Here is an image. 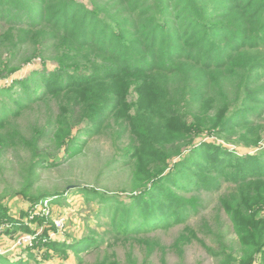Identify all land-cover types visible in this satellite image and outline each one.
<instances>
[{
  "label": "trees",
  "instance_id": "1",
  "mask_svg": "<svg viewBox=\"0 0 264 264\" xmlns=\"http://www.w3.org/2000/svg\"><path fill=\"white\" fill-rule=\"evenodd\" d=\"M206 1L0 0V81L37 59L43 68L0 88V159L7 149L30 155L27 184L17 196L28 197L40 170L83 154L90 138L111 131L115 149L143 183L129 203L78 190L87 203L100 204L94 217L109 228L103 238L169 229L198 212L196 196L184 195L229 185L238 197L220 203L240 252L227 245L207 251L221 257L220 264H264V218L254 211L264 205V0ZM42 108L44 123L26 137L17 122ZM126 133L132 140L123 150ZM175 144L183 145L173 151ZM239 147L260 150L243 155ZM49 196L29 200L38 204ZM4 222L32 232L10 220L0 197V228ZM101 241L96 235L74 243L36 236L27 248L46 249L43 259L48 249L66 258L69 250L88 252ZM30 250L27 260L0 255V264L40 263ZM96 264L117 263L105 256Z\"/></svg>",
  "mask_w": 264,
  "mask_h": 264
},
{
  "label": "rangeland",
  "instance_id": "2",
  "mask_svg": "<svg viewBox=\"0 0 264 264\" xmlns=\"http://www.w3.org/2000/svg\"><path fill=\"white\" fill-rule=\"evenodd\" d=\"M88 3V0H80ZM211 5L221 4L222 0H209ZM205 4L207 1L204 0ZM48 64V63H47ZM54 64L49 63L47 69L53 70ZM43 71L39 59L33 64L25 66L12 78L0 81V88L10 86L14 80H21L35 70ZM46 110L26 111L17 122L20 131L26 136L32 135V129L37 123L43 124ZM40 121H37V120ZM264 125V119L259 123ZM264 128V126H263ZM264 139V131L262 132ZM82 137L86 139L88 137ZM206 141L215 140L208 134H204ZM128 133L120 141L123 150L131 142ZM223 145L224 141H219ZM264 149V140L261 141ZM174 145L169 144V147ZM183 144H175L180 149ZM125 146V147H124ZM229 148L234 149L232 145ZM115 149L112 143V133L90 138L83 154L73 159H63L54 169L39 171L38 180L27 198L17 196L26 187L24 168L27 167L30 155L22 148L7 149L0 159V197L4 198L5 206L13 220L23 226H27L32 234L41 236L44 241L74 243L84 241L88 237L96 235L101 241L106 242L97 248H89L88 252L74 253L69 250L68 257L60 258L48 249L50 256L41 258L44 248L33 249L24 245L20 246L17 240L23 236H32L26 233L18 225L17 229L9 228L4 222L3 233H0V255L14 261L22 257L27 260V249L40 261L38 264H96L105 256L117 264H220L221 257L211 256L208 249L221 252L222 246L227 245L236 253L240 252L238 238L236 236L230 216L222 209L220 202L232 197L234 187L225 185L217 192L193 191L185 197L195 195L199 200L197 214H192L183 223L175 224L169 229H156L147 234H139L125 240L114 241L103 238L105 228L102 217L95 218L94 213L99 208L98 201L87 203L86 197L78 190L80 188L104 192L111 196H120L129 203V195L136 191L135 188L143 182L135 180L136 167L127 157L121 156V152ZM125 148V149H124ZM185 148L183 147L182 150ZM240 154L255 153L260 149L237 148ZM61 158H67L65 154H59ZM118 159V162L115 161ZM59 160V162H61ZM127 165H124V164ZM136 188V189H137ZM48 194L49 199L41 200L34 204L30 196ZM238 197V196H237ZM44 202L48 204H44ZM236 204V202H234ZM35 205V206H34ZM260 217L264 218V205L254 209ZM8 227V228H7ZM33 237V236H32ZM184 238V239H182ZM21 253V254H20ZM33 264L35 262L31 261Z\"/></svg>",
  "mask_w": 264,
  "mask_h": 264
},
{
  "label": "built area",
  "instance_id": "3",
  "mask_svg": "<svg viewBox=\"0 0 264 264\" xmlns=\"http://www.w3.org/2000/svg\"><path fill=\"white\" fill-rule=\"evenodd\" d=\"M44 204L46 205V204H48V203L44 202ZM263 214H264V212H263ZM3 225H4V224H1L0 233L3 232V230H4V226L10 225V224H6V225H4V226H3ZM7 228H8V227H7ZM9 228H12V225H11ZM32 236H33V235H32ZM32 236H23V237L19 238V239L17 240L18 245H20V246L24 245L25 247L32 246V244H33V242L35 241L37 235H34L33 237H32ZM37 237H38V236H37ZM0 254H2V253H1V250H0Z\"/></svg>",
  "mask_w": 264,
  "mask_h": 264
}]
</instances>
